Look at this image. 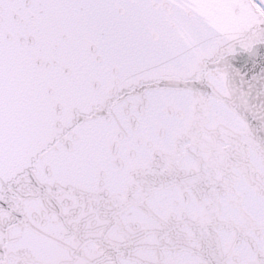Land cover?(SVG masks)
Here are the masks:
<instances>
[{"label":"snow or ice","instance_id":"obj_1","mask_svg":"<svg viewBox=\"0 0 264 264\" xmlns=\"http://www.w3.org/2000/svg\"><path fill=\"white\" fill-rule=\"evenodd\" d=\"M0 264H264V0H0Z\"/></svg>","mask_w":264,"mask_h":264}]
</instances>
